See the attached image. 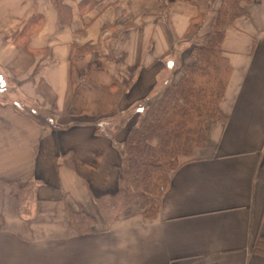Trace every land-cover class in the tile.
<instances>
[{"label": "crops", "instance_id": "crops-1", "mask_svg": "<svg viewBox=\"0 0 264 264\" xmlns=\"http://www.w3.org/2000/svg\"><path fill=\"white\" fill-rule=\"evenodd\" d=\"M63 4L0 0V264H264V0L225 30L226 121L181 160L156 217L135 202L111 221L98 201L118 190L128 130L96 122L177 82L222 0Z\"/></svg>", "mask_w": 264, "mask_h": 264}, {"label": "trees", "instance_id": "trees-1", "mask_svg": "<svg viewBox=\"0 0 264 264\" xmlns=\"http://www.w3.org/2000/svg\"><path fill=\"white\" fill-rule=\"evenodd\" d=\"M56 2L66 11L63 0ZM252 3L253 0H222L205 42L190 48L191 62L184 66L183 76L139 107L138 122L128 130L123 143H116L121 157L118 190L98 201L108 220L117 219L135 202L140 203L145 217H156L181 160L191 158L196 148L205 147L212 126L226 121L220 106L232 68L222 47L223 39L225 30L246 16ZM83 50L73 53V62ZM7 185L0 180V195ZM13 187L21 196L28 188ZM92 221L82 214L73 218L81 230L90 229ZM259 248L264 252V239H260Z\"/></svg>", "mask_w": 264, "mask_h": 264}, {"label": "rangeland", "instance_id": "rangeland-1", "mask_svg": "<svg viewBox=\"0 0 264 264\" xmlns=\"http://www.w3.org/2000/svg\"><path fill=\"white\" fill-rule=\"evenodd\" d=\"M156 95L159 96L160 93L159 94L157 93ZM151 101H149L148 103H150ZM148 103H146V105ZM139 107L140 106L133 109L132 112L125 115L124 117H120L119 119L118 118H105V119H101L97 121L96 127H97V130L99 131V134H103L104 136H108L114 139L118 131L129 130L132 126L136 125V123L138 122L139 115H140L138 113ZM94 126H95V122H94Z\"/></svg>", "mask_w": 264, "mask_h": 264}]
</instances>
